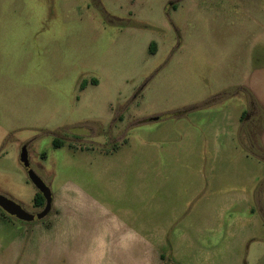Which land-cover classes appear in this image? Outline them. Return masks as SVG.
Instances as JSON below:
<instances>
[{"label":"rangeland","instance_id":"1","mask_svg":"<svg viewBox=\"0 0 264 264\" xmlns=\"http://www.w3.org/2000/svg\"><path fill=\"white\" fill-rule=\"evenodd\" d=\"M23 146L54 199L0 208V264H264V0H0V194L36 215Z\"/></svg>","mask_w":264,"mask_h":264},{"label":"water","instance_id":"2","mask_svg":"<svg viewBox=\"0 0 264 264\" xmlns=\"http://www.w3.org/2000/svg\"><path fill=\"white\" fill-rule=\"evenodd\" d=\"M19 161L22 164V166L25 168L30 182L35 186L37 191L43 196L45 201L44 207L38 214L36 215L30 214L27 211H25L21 207V205H19L14 200L0 194V208L8 215L16 217L21 220H33L35 218H41L50 211L51 203H52L51 190L48 187V185H46V183L40 178V176L31 168L25 146H23L21 149Z\"/></svg>","mask_w":264,"mask_h":264},{"label":"crops","instance_id":"3","mask_svg":"<svg viewBox=\"0 0 264 264\" xmlns=\"http://www.w3.org/2000/svg\"><path fill=\"white\" fill-rule=\"evenodd\" d=\"M118 148L116 150H118ZM116 150H113L111 152H114ZM108 152H110V151H108ZM102 153L106 154L107 152L104 151ZM52 199H54V198L52 197ZM163 203L165 204V201H163ZM162 207H163V204H160L158 202L155 203V209L156 210H155V212L151 213L150 215L152 217H155V220L154 221H155V224L156 225H155V228L150 229V231L146 230V232H159V231H162L163 232V231H165V228L168 227L172 223V220L173 219H171V220L169 219V218H172V215L171 214L168 217V221H167V218H166V214L167 213L165 214L163 209L160 212V214H158L157 208H162ZM146 222H147V220H146ZM158 227H161V228H158Z\"/></svg>","mask_w":264,"mask_h":264},{"label":"trees","instance_id":"4","mask_svg":"<svg viewBox=\"0 0 264 264\" xmlns=\"http://www.w3.org/2000/svg\"><path fill=\"white\" fill-rule=\"evenodd\" d=\"M152 45H154V43H152ZM151 49V51H153V49H152V47L150 48ZM246 115V112L245 111H243L242 113H241V118H244V116ZM62 144H63V140H61L60 138H58V137H54L53 139H52V145L54 146V147H60V146H62ZM119 147V145L117 144H113L112 145V149H117ZM108 151V150H107ZM45 201H44V198H43V196L39 193V192H37L35 195H34V197H33V205L34 206H40V205H42L43 203H44Z\"/></svg>","mask_w":264,"mask_h":264}]
</instances>
